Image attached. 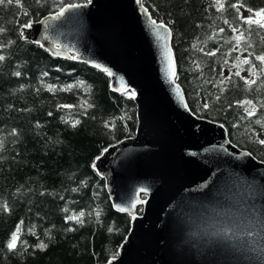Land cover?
<instances>
[{"label":"trees","instance_id":"obj_1","mask_svg":"<svg viewBox=\"0 0 264 264\" xmlns=\"http://www.w3.org/2000/svg\"><path fill=\"white\" fill-rule=\"evenodd\" d=\"M86 2L0 5V44L6 45L0 48L5 56L0 62V264H107L130 230V216L113 209L93 165L110 146L135 135L134 99L112 91L109 76L100 69L54 57L20 34L25 23ZM141 2L171 31L176 82L191 112L221 124L235 146L264 162V146L257 142V134L264 136V64L255 59L264 54V28L242 19L244 11L264 9V0H223V10L215 0ZM241 34L237 45L235 37ZM246 58L252 63H241ZM17 71L20 76L14 75ZM245 80L256 83L249 86ZM244 100L256 106L251 118L244 111L249 106L237 103ZM76 120L80 123L72 127ZM141 210L139 206L137 213ZM81 212L82 223L68 220ZM18 224L17 246L9 250ZM41 242L47 247H38Z\"/></svg>","mask_w":264,"mask_h":264},{"label":"water","instance_id":"obj_2","mask_svg":"<svg viewBox=\"0 0 264 264\" xmlns=\"http://www.w3.org/2000/svg\"><path fill=\"white\" fill-rule=\"evenodd\" d=\"M80 5L25 28L23 39L54 57L107 67L112 91L136 92L135 135L94 163L113 209L131 219L107 264H264V162L235 146L221 124L184 107L182 88L183 102L163 73L164 40L137 0ZM252 206L261 221L255 248L239 235ZM226 227L238 235L226 238Z\"/></svg>","mask_w":264,"mask_h":264},{"label":"snow or ice","instance_id":"obj_3","mask_svg":"<svg viewBox=\"0 0 264 264\" xmlns=\"http://www.w3.org/2000/svg\"><path fill=\"white\" fill-rule=\"evenodd\" d=\"M36 2L37 3H41V0H36ZM87 2L90 4L92 2V0H87ZM215 2H216L218 10H223L224 9L223 0H215ZM14 3L18 7H23L22 0H0V5H2V6H8V5H12ZM137 3H140L141 7H143V5L141 3V0H137ZM232 6L236 7V5H232ZM80 7H82V5H80V4H69L66 8L62 7V8H60L59 12L56 13L55 16H53V19H58L60 16H63L64 13L66 11H68L69 9H77V8H80ZM249 11L252 12L253 10L249 9ZM144 14L147 17V19L149 20L150 26L155 28L157 39L158 40H164L163 52H162V59L164 61L163 73H164V76L167 79L168 83L170 85H174L175 86L174 90L176 91V93L179 96L180 100L183 102L184 101V96H183L182 92L180 91V86L178 84H176L175 61L173 59L171 47L168 44V39L171 37V31L168 30V26L166 24L158 23L156 19L152 18L151 15L148 13L147 9H144ZM24 15H28V13L25 12ZM242 19L244 20L245 24L257 25L260 28H264V9L255 11L253 16H249L247 18H242ZM225 22L227 23V21H225ZM31 26H32V24L29 22V23H25V24L21 25L20 27H21V29H25V28H30ZM161 29H164L166 31V33H167L166 36H160L159 35ZM3 31H4V29L0 28V32H3ZM221 31H223V29H221ZM233 31L234 32H238L239 30L236 29V28H233ZM20 34H21L22 37H24L23 31H21ZM242 38H243L242 34L240 36L235 37V39L237 40V45L239 44V41ZM36 43H39V42L37 41ZM5 46L6 45L0 44V48L5 47ZM41 47H43V45H41ZM233 50L235 51L236 49H233ZM201 51H203V50L201 49ZM206 55L214 56V55H216V52H209V53H206ZM72 58L75 59V57H72ZM255 59L260 61L261 64H264V54L257 55L255 57ZM4 60H5V56L0 54V62H3ZM241 63H243V64H251L252 62H251V60L246 58ZM93 66L98 68V69H100L101 71L105 72L109 77H112L114 75L113 72H111L107 67H103L100 64H94ZM255 68H256V65L253 64L252 65V69L254 70ZM253 74H255V72H253ZM14 75L20 76L21 73L17 71V72L14 73ZM44 75L46 76L47 73H44ZM235 75L239 76L240 73L237 72V73H235ZM225 79L226 80H230L231 77H227ZM121 80H122V78H121ZM224 82L225 81L222 80L221 84H223ZM245 83L248 84L249 86H251L252 84H255L256 81L255 80H245ZM80 84L82 85L83 82L81 81ZM71 87H72V85H69L68 89H70ZM68 89H65V90H68ZM49 90L50 91L53 90V87L49 86ZM113 90L116 91L118 89L115 86H113ZM221 92H223V89H221ZM123 94L127 95L129 98H132V99H134L136 97V92L134 90L128 89L127 87H125V91H124ZM219 99H220V97L217 96L216 100H219ZM237 103L241 107H243L244 105H248L249 106L247 108H244V111H245L247 117L251 118V117H253L256 114V106L253 105V102L251 100L238 101ZM85 104H86L87 107H91V105H87V102H85ZM209 106H210L209 102L207 100H205V102L203 104V107L205 109H208ZM61 107L62 108H71L73 106H71V105H61ZM184 107L186 109H188L187 103L184 104ZM229 107H231V105H229ZM243 118L244 117H242V119ZM79 123H80L79 120L73 121L72 122V127H76ZM256 123L260 124L261 121L257 120ZM11 134L15 135L16 134V130L13 129ZM257 142L260 145L264 146V139H259L258 138V134H257ZM2 149H3V141L0 140V150H2ZM248 155H251V154L248 153ZM93 167H95V164L93 165ZM140 191L146 193L148 190L146 188H141ZM144 202L145 201H143V200L138 201V203H144ZM4 208H5V210L7 209V205L6 204L4 205ZM118 210L123 212L126 209L123 208V207H120ZM65 211H67V209H65ZM247 211L250 213V216L245 221V224L242 227V230L239 233V235H241L242 237L246 238V242L252 244L253 247L255 248L256 246L259 245V241H260L261 232H260L259 229L261 227V221H260V219H259V217L257 215V211L258 210H255L254 206H252V208L247 209ZM96 215L99 216L100 213L97 212ZM83 216H84V213L81 212L77 216H69L68 220H75L78 223H82L83 222L82 221V217ZM20 231H21V226L18 224L17 227H16V231L12 233L11 239H10L9 243L7 244V248L9 250H14L16 248L17 241L19 239L18 234H19ZM110 231H111V229H110ZM229 232H232L233 236H237L238 235V233L235 232L233 229H230V228L226 227L223 230V233H224L226 238H227V234ZM38 247L43 249V248H46L47 245H45V244H43L41 242L38 245Z\"/></svg>","mask_w":264,"mask_h":264},{"label":"rangeland","instance_id":"obj_4","mask_svg":"<svg viewBox=\"0 0 264 264\" xmlns=\"http://www.w3.org/2000/svg\"><path fill=\"white\" fill-rule=\"evenodd\" d=\"M254 15V13H251V12H248V11H244L243 12V16L245 17V18H247V17H249V16H253ZM255 18V17H254ZM262 139H264V136L262 137Z\"/></svg>","mask_w":264,"mask_h":264}]
</instances>
